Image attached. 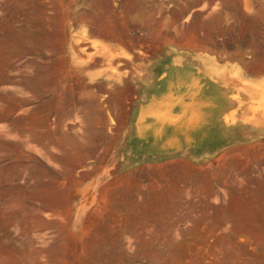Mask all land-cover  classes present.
Returning <instances> with one entry per match:
<instances>
[{
	"label": "crops",
	"instance_id": "0c3cea01",
	"mask_svg": "<svg viewBox=\"0 0 264 264\" xmlns=\"http://www.w3.org/2000/svg\"><path fill=\"white\" fill-rule=\"evenodd\" d=\"M201 1L218 3L217 19L236 6ZM189 13V0L175 8L164 0H68L55 26L59 51L38 57L37 90L29 84L28 98L0 114L8 150L111 144L116 182L101 205L116 197L134 209L101 218L86 238L84 264H169L187 240L264 238V162H254L264 158V33L218 42L220 24L203 19L195 24L202 35L190 43ZM34 94L43 99L33 103ZM33 111L39 125H29ZM126 143L145 176L131 185L120 172ZM81 157L98 155L89 147ZM108 169L89 174H113Z\"/></svg>",
	"mask_w": 264,
	"mask_h": 264
},
{
	"label": "rangeland",
	"instance_id": "374dc122",
	"mask_svg": "<svg viewBox=\"0 0 264 264\" xmlns=\"http://www.w3.org/2000/svg\"><path fill=\"white\" fill-rule=\"evenodd\" d=\"M164 1L170 8L180 2ZM189 2L190 43L202 35L195 24L203 19L220 24L215 31L218 42L248 41L252 33L259 37L264 33V0H235L236 6L219 16L222 19L213 14L217 2ZM67 3L68 0H0V114L6 105L28 98L29 84L37 90L38 57H50L59 51L60 37L55 26ZM254 11L259 15L252 14ZM252 18H259V23ZM38 97L43 99V95L34 94L33 103ZM39 115L33 111L29 125H39ZM75 145V151H65L57 142H40L37 147L35 143H24L22 149L20 143H13L8 150V144L0 143V264H84L86 238L101 218L117 211L133 213L132 201L117 202L116 197L110 199L112 205H101L106 188L116 182L117 159L107 157L111 144ZM129 145L125 144V165L120 172L124 171L125 183L131 185L135 178L145 176L135 170L141 164L131 157ZM89 147L98 157H81ZM255 161L264 162V158ZM229 165L241 164L233 161ZM91 167H108L113 174L93 176L89 174ZM230 177L236 181L235 174ZM253 177L259 179L261 175L254 169ZM91 199L95 204L91 205ZM187 241L188 247H183L182 253L168 256L169 264H264V238ZM97 251L100 255V244ZM141 264H148V260L142 258Z\"/></svg>",
	"mask_w": 264,
	"mask_h": 264
},
{
	"label": "bare ground",
	"instance_id": "6f19581e",
	"mask_svg": "<svg viewBox=\"0 0 264 264\" xmlns=\"http://www.w3.org/2000/svg\"><path fill=\"white\" fill-rule=\"evenodd\" d=\"M193 40V39H192ZM98 114V113H97Z\"/></svg>",
	"mask_w": 264,
	"mask_h": 264
}]
</instances>
